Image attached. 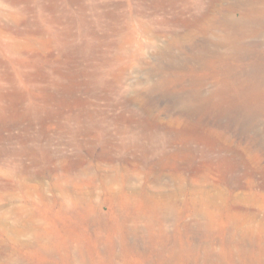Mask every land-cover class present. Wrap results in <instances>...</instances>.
Returning a JSON list of instances; mask_svg holds the SVG:
<instances>
[{
  "label": "rangeland",
  "instance_id": "rangeland-1",
  "mask_svg": "<svg viewBox=\"0 0 264 264\" xmlns=\"http://www.w3.org/2000/svg\"><path fill=\"white\" fill-rule=\"evenodd\" d=\"M0 264H264V0H0Z\"/></svg>",
  "mask_w": 264,
  "mask_h": 264
},
{
  "label": "bare ground",
  "instance_id": "bare-ground-1",
  "mask_svg": "<svg viewBox=\"0 0 264 264\" xmlns=\"http://www.w3.org/2000/svg\"><path fill=\"white\" fill-rule=\"evenodd\" d=\"M14 15V14H13ZM13 19V18H12ZM12 46V45H11ZM5 47H10V46H5ZM16 50V49H15ZM27 145H24V146H21L20 147V149L19 150H16L15 151V154H17V155H21V154H23L24 152H26V149H25V147H26ZM2 147H5V139H4V141H3V145H2ZM8 149V148H7ZM65 158V157H64ZM52 159H54V158H52ZM12 162H10V161H8V162H5L6 163V167L8 168V169H6V172H8V173H4V174H2L1 175V177L2 178H6V179H10L11 177L13 178V176L15 175V174H17L18 173V168L17 167H15V163H14V159L13 160H11ZM84 168V167H83ZM70 170V169H69ZM25 171H26V173L28 174V177H30V178H33V177H36L37 175H38V172L37 171H33V169H31L30 167H28V166H26V169H25ZM81 171H82V169H81ZM79 172V171H78ZM52 176V175H51ZM53 176H54V179H55V183H56V186L59 188V189H64V186H63V184H65V182H70L71 180H72V178H71V176L69 177V175H59L58 173H56L55 175L53 174ZM84 177H80V180L82 179V181H83V183H86L89 187H91V188H95V187H97V185H98V183L96 182V179L94 178V176L93 175H91V176H86V173L83 175ZM15 177V176H14ZM115 180H117V179H114V180H110L109 178L108 179H105V181H104V184L105 185H109L110 183L112 184V183H114L115 182ZM77 182V181H76ZM70 183H72V182H70ZM11 184V183H10ZM67 185L68 184H65V187H67ZM100 186H101V184H100ZM9 188V187H8ZM91 195V194H90ZM86 200H87V198L84 196V195H82V197H80V195L78 196V198L75 200V202H74V205L75 206H79L80 205V203H85L86 202ZM30 222V221H29ZM25 223V222H24ZM34 224L31 222V226H33ZM26 227V226H25ZM36 227V226H35ZM39 228V227H38ZM22 230V229H21ZM28 230V229H27ZM17 231V230H16Z\"/></svg>",
  "mask_w": 264,
  "mask_h": 264
}]
</instances>
